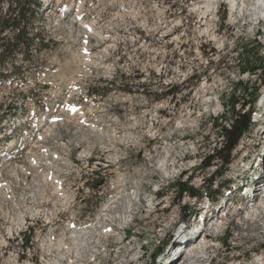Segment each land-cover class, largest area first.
<instances>
[{"label":"rangeland","instance_id":"rangeland-1","mask_svg":"<svg viewBox=\"0 0 264 264\" xmlns=\"http://www.w3.org/2000/svg\"><path fill=\"white\" fill-rule=\"evenodd\" d=\"M17 3L34 46L30 60L20 53L0 68V264H167L179 234L204 232L199 215L213 224L225 215L204 228L203 264H264V226L250 231L264 213L248 219L264 195V73L240 72L247 58L264 61L263 19L241 20L236 0H3L1 9ZM206 4V15L195 12ZM239 81L247 100L257 96L254 125L228 167L203 169ZM161 165L175 171L166 183ZM187 186L197 198L179 192Z\"/></svg>","mask_w":264,"mask_h":264},{"label":"trees","instance_id":"trees-1","mask_svg":"<svg viewBox=\"0 0 264 264\" xmlns=\"http://www.w3.org/2000/svg\"><path fill=\"white\" fill-rule=\"evenodd\" d=\"M2 1L0 0V5ZM36 5L39 6L40 4L36 3ZM8 33L12 34V38H6ZM31 33L30 16L25 4L17 3L14 8L8 7L5 11H2L0 8V68H3L9 62H14L20 53H22L23 59L30 60V48L34 46ZM250 53L253 54L252 52H247L249 56L251 55ZM255 56L257 59L259 54H255ZM247 59L248 62H244V68L240 69L241 73L248 72L252 74L259 70H262L264 73V61L261 58H259L260 60L257 64L255 63L256 65L252 64L255 61H251L250 58ZM195 79H197L196 75H192L186 83ZM262 85L264 86V81H262ZM172 90L173 92H171ZM232 90L233 94L229 95L226 106V109L230 111V117L227 125L220 127L219 137L221 141L219 146L214 147L211 150V154L202 158L200 164L203 169L210 167L215 162L219 163L220 166H224V168L228 167L233 159L232 152L238 147L243 136L249 134L254 125L252 112L249 111V107L254 105L257 96L247 100L249 96V84H244L240 81L235 84ZM179 91L178 86H171L169 90L171 100ZM184 183L180 185L185 186ZM208 188L210 189V187ZM179 192L187 194L189 197L197 198L198 196V192L190 186L181 187Z\"/></svg>","mask_w":264,"mask_h":264},{"label":"bare ground","instance_id":"bare-ground-1","mask_svg":"<svg viewBox=\"0 0 264 264\" xmlns=\"http://www.w3.org/2000/svg\"><path fill=\"white\" fill-rule=\"evenodd\" d=\"M236 1H238V4H237V10L238 11H242V13H243V18L241 19V20H247V18L249 17H251L250 19H253V21L255 22V23H257V22H259V20L262 18V19H264V0H256V2L255 3H253L252 4V6H251V4L250 5H248V7L250 6V9L245 5V2L243 1V0H236ZM233 3V2H232ZM259 5V4H261V6H262V9L260 10L259 9V7H257L256 5ZM233 6H234V4H233ZM204 7V6H203ZM203 7H200V6H196L195 8H194V10H195V12L197 11H200L201 12V14H203V15H206L208 12V10H209V8H211L212 6L211 5H208V4H206L205 5V9H206V11H201V10H203ZM70 8V7H69ZM68 8V9H69ZM193 8V7H192ZM67 9V10H68ZM234 8H232V10H233ZM72 11V10H71ZM251 11H254L253 13H250ZM207 12V13H206ZM241 13V14H242ZM238 14H240V13H238ZM239 17H242V16H239ZM77 18H78V16H77ZM248 18V19H249ZM207 19V18H206ZM210 20V19H209ZM260 23V22H259ZM253 24V23H252ZM251 24V22H250V26L252 25ZM207 26V25H206ZM209 26V25H208ZM84 34V33H83ZM87 34V33H86ZM106 50V49H105ZM100 62V61H99ZM105 62V61H104ZM115 69V68H114ZM108 71V70H107ZM106 72V71H105ZM109 75V74H108ZM73 90V89H72ZM5 139V138H4ZM249 162H251V164L249 163H247V164H245V168H246V171L247 170H252V168H253V161L252 160H249ZM258 165L259 166H261V167H263L264 166V161L263 160H261L259 163H258ZM163 167H165L164 166V164H163ZM180 167V166H179ZM179 167H177V168H179ZM157 171V170H156ZM159 171H160V174H161V178H162V182L163 183H166V182H168V180L171 178V177H173L174 176V173H175V171H174V169H172V170H167L166 168H162V165H161V168L159 169ZM157 173H159V172H157ZM263 174V173H262ZM42 176V175H41ZM44 177V176H43ZM161 178H159V179H161ZM260 180H261V178L259 177L258 179H257V181H256V179H255V181L256 182H258V184L260 183ZM35 184V183H34ZM247 185H249V184H247ZM117 186V185H116ZM252 187H253V185H252ZM259 187H260V184H259V186H258V189H259ZM36 189V188H35ZM257 189V190H258ZM39 190V189H38ZM45 192V191H44ZM263 193V192H262ZM264 194V193H263ZM255 195H258V193L256 192L255 193ZM42 196V195H41ZM136 197H137V195H136ZM66 198V197H65ZM64 198V199H65ZM138 198V197H137ZM137 198H136V200H137ZM62 202V201H61ZM149 202V207L151 208V212H152V210L154 209V207H153V205H154V201L152 200V199H150V201H148ZM111 204H113V203H111ZM63 205V204H62ZM107 206V205H106ZM105 206V207H106ZM109 206V205H108ZM115 205H113V207H114ZM131 206V205H130ZM112 207V206H111ZM109 208V207H108ZM153 208V209H152ZM106 209V208H105ZM104 209V210H105ZM112 209V208H111ZM107 210V209H106ZM229 211V210H228ZM128 212V211H127ZM257 212H261V213H264V195H262V196H259V199H258V201H257V203L251 208V214H249V217H248V219L250 218V217H253L254 215H256V213ZM104 213V212H103ZM109 213V212H108ZM129 213V212H128ZM227 213V212H226ZM52 214V213H51ZM50 215V214H49ZM114 216V215H113ZM103 217H104V215H101L100 216V218H99V220L101 221V220H103ZM126 217L127 216H125V215H122V216H120V219H119V227L117 228V231H120V230H124V226H125V224H127V220H126ZM129 217V216H128ZM108 218V217H107ZM52 219V218H51ZM225 219V215H223V217H222V221ZM97 221V220H96ZM99 221V222H100ZM104 221H105V219H104ZM103 221V223H105ZM201 218L200 219H198V225L197 226H195V229L197 230V228H199L198 230H200L202 227H201ZM221 220L219 221V220H217L216 222H214V224H213V226H212V228L211 229H218L220 226H221V222H222ZM253 224V223H252ZM251 224V225H252ZM257 225L255 226V225H252V228H251V232H254V231H256L255 229H257L259 226H264V224H259V223H256ZM101 225H103L102 223H101ZM251 225L249 226V227H251ZM95 226H96V224H95ZM209 227V226H208ZM101 228V227H100ZM103 228V227H102ZM204 230V228H202V231ZM249 230V229H248ZM192 231H194V229H192ZM206 231H210L209 229H207ZM110 232V230H107L105 233L107 234V233H109ZM116 232V231H115ZM195 233V232H194ZM193 232H190L189 234L190 235H186L187 233H185V236L183 237H181L180 236V234L178 235V237H180V238H177L176 240V242H174L175 243V252H179L178 253V255H176V253L174 254H172L170 257H169V259H168V263L167 264H203L204 262H203V260H202V258H206V254H207V251L210 249V248H212L211 246L212 245H210V243L211 242H209V238H208V236H209V234H208V236H204L203 238H199L200 236H198V238H197V240H194L195 238L193 237V234H194ZM210 233V232H209ZM86 234V233H85ZM108 235V234H107ZM206 235V234H205ZM111 236V235H110ZM100 238V237H99ZM119 240L118 241H120L121 240V238H118ZM192 240H194L193 241V243H192V245H191V248L189 249V251L187 252V257L188 258H185V257H183V255H184V253H185V249L187 248V246H189L188 244H190V242H192ZM59 242V241H58ZM88 244V243H87ZM212 244V243H211ZM61 247H62V244H61ZM130 248V247H129ZM83 250V249H82ZM136 250H137V248L135 249V250H133L135 253H137L136 252ZM127 251V250H126ZM131 251V250H130ZM130 251H128V252H130ZM85 252V251H84ZM134 253V254H135ZM93 254V253H92ZM133 254V253H132ZM64 257V256H63ZM74 257H75V255H74ZM78 257H79V255H78ZM81 258V257H80ZM138 257H136V258H134L133 259V261H136V262H138L139 260L137 259ZM68 260V259H67ZM92 260V259H91ZM260 261H262V259H260ZM127 264L126 263V261H125V263H124V261L123 260H119V263H117V264ZM130 263V262H129ZM60 264V263H59Z\"/></svg>","mask_w":264,"mask_h":264}]
</instances>
